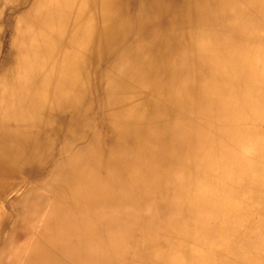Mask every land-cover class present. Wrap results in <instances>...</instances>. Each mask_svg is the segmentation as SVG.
Returning <instances> with one entry per match:
<instances>
[{"label":"bare ground","instance_id":"bare-ground-1","mask_svg":"<svg viewBox=\"0 0 264 264\" xmlns=\"http://www.w3.org/2000/svg\"><path fill=\"white\" fill-rule=\"evenodd\" d=\"M261 189L264 0H0V264H264Z\"/></svg>","mask_w":264,"mask_h":264},{"label":"rangeland","instance_id":"rangeland-1","mask_svg":"<svg viewBox=\"0 0 264 264\" xmlns=\"http://www.w3.org/2000/svg\"><path fill=\"white\" fill-rule=\"evenodd\" d=\"M1 41H4V47L6 46V43H7V41H6V35H1ZM259 189V188H258ZM259 192H261L263 195H264V189H261V190H258V192H257V194H256V196H255V198H260V199H263L264 200V198H262L261 196H259ZM264 197V196H263ZM262 206H264V205H262ZM259 212L258 211H254V210H252L251 211V214H253V215H255V216H259V214H258ZM246 216H247V218L248 217H250L251 218V216L249 215V214H247L246 213ZM247 218H243L242 219V221H241V224H240V226H239V228L240 229H245L246 228V226L248 225V224H246V222L248 221V219ZM38 224V223H37ZM216 225V224H215ZM250 225V224H249ZM261 228L262 229H260V231H261V233H262V241H263V244H264V224L261 226ZM261 242V241H260ZM262 258H264L263 256H261Z\"/></svg>","mask_w":264,"mask_h":264}]
</instances>
